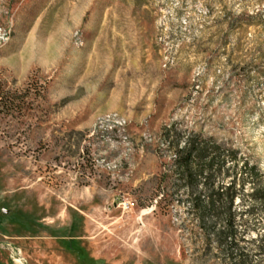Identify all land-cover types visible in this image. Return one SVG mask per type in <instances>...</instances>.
Here are the masks:
<instances>
[{
    "label": "rangeland",
    "instance_id": "obj_1",
    "mask_svg": "<svg viewBox=\"0 0 264 264\" xmlns=\"http://www.w3.org/2000/svg\"><path fill=\"white\" fill-rule=\"evenodd\" d=\"M110 114L125 124L100 126ZM245 164L264 183V0H0V215L24 222L11 233L85 235L65 264H242L220 219L209 243L186 227L188 194L209 200L212 183H235L237 213L254 204ZM237 223L264 264V215L243 239Z\"/></svg>",
    "mask_w": 264,
    "mask_h": 264
},
{
    "label": "trees",
    "instance_id": "obj_2",
    "mask_svg": "<svg viewBox=\"0 0 264 264\" xmlns=\"http://www.w3.org/2000/svg\"><path fill=\"white\" fill-rule=\"evenodd\" d=\"M177 154L178 159L176 160V163L180 167H185L188 170L193 162L196 161L197 152L192 147L179 149ZM255 170V167L249 168L246 164L242 169V202L251 201L254 202V204L246 205V207H244L245 205H242V213L240 214L233 208V202L237 195V192L234 191L235 183L228 187L224 185L215 187L214 183L208 185L206 187L207 193L205 196H208L209 200H204L201 192L195 191H191L187 197V200L190 203L188 214L191 216L188 221L192 222V227L188 225L186 229L190 227V231L195 233V227L198 228L199 230L197 233L204 241L209 243L211 240L212 228L210 218L216 217L220 219L226 226L218 232V241L221 247L228 251L230 256L234 259L237 257L242 258V264H248L251 261V254L247 247L242 246L241 248L237 243L239 240L238 234L240 233L237 228V219L242 218L243 239V237L250 231V220L264 215V183L262 180H257V173ZM205 172L206 168L201 169L198 175L191 174V177L194 175H196V177H202ZM205 178H207V176ZM247 182H252L254 186L252 187V192L243 194L244 186ZM224 200H228L229 203L224 205L222 203ZM8 217L13 218L14 216L8 215ZM195 223H197V225H195ZM259 252L264 253V244L259 246Z\"/></svg>",
    "mask_w": 264,
    "mask_h": 264
},
{
    "label": "crops",
    "instance_id": "obj_3",
    "mask_svg": "<svg viewBox=\"0 0 264 264\" xmlns=\"http://www.w3.org/2000/svg\"><path fill=\"white\" fill-rule=\"evenodd\" d=\"M78 218H73L70 220L68 225L70 230H77ZM23 225L24 222L16 217H8L7 214L0 215V236L9 238L15 242L23 250L24 256L27 258L28 263L31 264V258L35 256H50L53 254L54 264H65L60 254L63 252H68L69 254H75L76 256H81L85 252V244L81 245V240L85 239V235L81 234H65L63 232H50L48 230L38 232L35 229L28 228V233H11L8 225ZM49 225V224H45ZM6 254L9 261L13 264L15 263L8 251L0 249V254Z\"/></svg>",
    "mask_w": 264,
    "mask_h": 264
},
{
    "label": "built area",
    "instance_id": "obj_4",
    "mask_svg": "<svg viewBox=\"0 0 264 264\" xmlns=\"http://www.w3.org/2000/svg\"><path fill=\"white\" fill-rule=\"evenodd\" d=\"M104 122H113L117 125L123 126L125 121H122L117 114H110L101 118L99 125ZM0 249L9 252L11 259L17 264H27L28 260L23 254V250L15 244V242L9 238L0 236Z\"/></svg>",
    "mask_w": 264,
    "mask_h": 264
}]
</instances>
